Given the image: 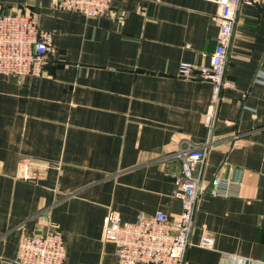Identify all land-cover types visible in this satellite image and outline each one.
<instances>
[{
    "label": "crops",
    "instance_id": "1",
    "mask_svg": "<svg viewBox=\"0 0 264 264\" xmlns=\"http://www.w3.org/2000/svg\"><path fill=\"white\" fill-rule=\"evenodd\" d=\"M53 3L0 0L51 33L43 76L0 75V264H14L23 234L53 227L66 262L119 264L103 241L105 218L176 219L179 164L164 158L206 140L185 264H264V3L238 7L225 68L232 88L221 90L209 132L212 86L179 69L209 65L217 3L111 0L96 18ZM23 157L59 169L24 181L16 175ZM216 179L227 194H211ZM206 235L209 248L199 246Z\"/></svg>",
    "mask_w": 264,
    "mask_h": 264
},
{
    "label": "built area",
    "instance_id": "2",
    "mask_svg": "<svg viewBox=\"0 0 264 264\" xmlns=\"http://www.w3.org/2000/svg\"><path fill=\"white\" fill-rule=\"evenodd\" d=\"M219 5L217 17L218 32L215 48L207 67L197 68L183 63L179 74L188 76L197 71L198 77L212 86L211 101L204 116V126L209 132L215 120V112L220 93L224 88H232L225 81L228 49L237 10L241 3L251 5L264 0H210ZM111 0H54L55 9L77 13L87 18H96L107 13ZM51 52V33L38 28L37 18L19 10L7 11L0 6V75L13 77H41L44 65ZM179 148L164 160L177 162L174 172L172 196L179 199L182 210L176 219L156 212L152 215L139 214L135 222H122L117 213L111 212L103 224V241L115 246V256L119 264H185V254L189 246L198 198L204 191L202 171L206 158V145ZM56 164H36L30 158L19 160L17 177L24 181L38 182ZM218 179L212 182L213 196L227 194ZM213 240L203 236L199 246L209 248ZM14 264H72L66 262V250L61 233L51 228L42 233L23 234L18 241Z\"/></svg>",
    "mask_w": 264,
    "mask_h": 264
}]
</instances>
